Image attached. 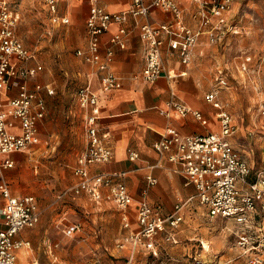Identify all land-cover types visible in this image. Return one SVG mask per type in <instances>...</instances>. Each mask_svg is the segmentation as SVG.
<instances>
[{"label": "built area", "instance_id": "2783aa9c", "mask_svg": "<svg viewBox=\"0 0 264 264\" xmlns=\"http://www.w3.org/2000/svg\"><path fill=\"white\" fill-rule=\"evenodd\" d=\"M43 1L53 23H67L68 18L57 12L58 0ZM86 1V44L74 51L90 67L84 82L75 92L85 145L72 166L76 181L64 194L72 199L85 195L94 202H100L103 199L101 189H106L104 199L111 201L120 212L122 231L115 240V247L124 252L125 264H134L139 254H155L160 244L158 234L161 233L165 241L173 240L174 230L183 219L181 208L191 202L193 197L207 209L210 216L218 215L237 224L236 245L245 254L247 264H264V235L256 226L257 203L264 211V168L256 170L252 180L247 179L250 166L231 141L235 123L218 97L219 90L228 83L223 69L217 68L214 82L204 94V100L215 110L218 131L182 134L169 126L151 144L157 153H166L167 158L177 164V170L184 176L185 183L194 185V195L176 203L167 214H162L157 206L140 200L134 216L137 228L131 229L126 208L132 196L119 179L125 172L90 171L91 165L108 161L112 153L111 146L104 140L106 133L101 132L99 123V92L108 94L121 87V78L110 64L113 50L108 47L100 51V35L109 24L117 25L109 43L123 48L128 33L125 24L129 18L134 21L146 18L153 7L172 14L168 22L145 21L138 24L142 67L133 77L151 83L161 74L173 76L163 63L161 48L164 44L171 55L176 56L181 64L187 65L202 35L213 42L234 29L229 12L232 0H191L194 4L189 12L192 26L184 22L185 9L175 0H129V6L120 11H107L99 0ZM17 18L18 14L8 1L0 0V155L22 152L39 142L38 124L46 113L45 101L40 93L43 90L50 93L52 90L49 85L38 82L32 87L26 84L25 80L35 77L41 65L36 61L35 52L24 46L16 35ZM31 60L33 63L29 64ZM12 78L23 81L18 84L14 96L4 99ZM93 80L98 83V91L93 87ZM167 105L172 114L183 116L189 113L201 124H206L200 110L175 96ZM159 112L165 113L164 110ZM261 145L264 152V139ZM129 157L135 158L137 153L129 151ZM11 165V160L0 159V171ZM146 181L150 185L156 182L151 175L146 176ZM0 201L3 224L0 229V264H15L17 249L27 244V241L15 239L14 236L19 230L33 227L38 222L40 209L35 196L11 194L4 180L0 181ZM65 227L66 233H70L77 229V224L68 223ZM195 262L200 263L199 260Z\"/></svg>", "mask_w": 264, "mask_h": 264}, {"label": "rangeland", "instance_id": "374dc122", "mask_svg": "<svg viewBox=\"0 0 264 264\" xmlns=\"http://www.w3.org/2000/svg\"><path fill=\"white\" fill-rule=\"evenodd\" d=\"M7 1L18 14L16 35L35 52L41 65L29 81L52 88V93H44L47 113L40 142L15 153L13 166L0 172L14 193L34 195L40 209L39 221L24 235L29 248L21 250L25 253L23 257L18 254L15 264H125L122 250L115 247L121 233L118 208L64 194L72 185L71 166L84 147L78 123H70L66 112L74 106L87 67L74 54L86 41L85 15L78 10L74 16L69 14L65 0H58L57 12L69 22L57 24L50 20L43 0ZM229 12L236 18V33L228 34L220 44L198 41L194 48L200 49L193 54L196 64H188L178 79L193 77L203 95L214 82L217 66L224 68L228 83L218 97L232 115L235 146L250 166L247 179L252 180L257 168L264 167V0H232ZM257 208L256 226L264 235V211L259 203ZM181 212L183 220L173 240L165 241L158 234L162 248L147 263L247 264L246 256H238L242 250L236 245L232 220L209 216L198 202ZM68 223H76L77 229L66 233ZM47 240L57 243L51 252L45 246ZM134 264H140V259Z\"/></svg>", "mask_w": 264, "mask_h": 264}, {"label": "crops", "instance_id": "0c3cea01", "mask_svg": "<svg viewBox=\"0 0 264 264\" xmlns=\"http://www.w3.org/2000/svg\"><path fill=\"white\" fill-rule=\"evenodd\" d=\"M144 1L150 2V0ZM175 1L185 9L184 22L187 25L192 26L193 21L189 16V12L192 10L194 4L191 2V0ZM65 2L67 3V12L69 14L74 16L75 12L78 10L81 12V15H85V23V18L88 13V2L86 0H65ZM99 2L107 11L125 10L130 3L129 0H99ZM230 16L233 19L235 28L236 18L233 14H230ZM171 19L172 14L169 11L154 7L150 9V12L146 18H138L136 21H134L132 18H129L125 24L128 33L125 39V46L123 48H119L118 46L111 45L109 43L110 36L113 32H115L117 28V25L115 23H110L108 28L100 35V51L103 52L108 47H111V49L113 50V56L110 64L111 68L121 78V87L108 94L99 92V123L101 126V132L106 133L104 140L109 146H111L112 153L108 161L91 165L90 171L92 173H111L119 171L125 172V174L122 177H119V179L124 182L128 192L132 196V201L126 208L130 220L131 229L137 228L134 216L140 200H144L152 206H157L162 214H167L172 210L173 206L176 203L185 201L188 197L194 195L196 191L192 183H185L184 176L177 170V164L170 161L167 158L166 153L159 154L152 148V142L158 139L169 126L175 127L182 134H203L208 131H218L219 129L218 118L216 117L214 108H212V106L204 100V94L207 90L202 95L201 89L194 86L193 77L178 79V75H184L186 73L188 64H196L195 62L193 63V57L192 61L187 65L181 64L176 56L169 53L167 46L164 44L161 48L163 63L167 72L172 74L173 76L168 77L165 74H161L151 83L144 82L139 78L133 77L140 71L142 67V42L138 34V24L145 21L152 23L168 22ZM68 22L69 18L67 23ZM233 33H236L235 29L227 31L224 35L218 37L215 41H213V43L220 44L228 34ZM201 40L207 39L204 35H202L199 41ZM85 44L86 41L84 45ZM199 49V46H196V49L194 48V56L197 50L199 51ZM75 56L79 60H81L77 55ZM32 63L33 60L29 62V64ZM84 64L87 66L86 69L82 72L83 78L85 80L86 73L90 70V67L86 63ZM217 68L224 69L219 66H217ZM30 79L25 80L28 87H32L34 83H37V81L30 82ZM22 81L23 80L19 78H12L3 98L5 99L14 96L18 90V84ZM93 87L98 91V83L96 80H93ZM44 93L47 92L43 90L40 94L43 96L45 101ZM50 93H52V90ZM174 96L190 107L200 110L203 117L206 119V124H201L189 113L183 116L172 114V111L168 107L167 102ZM160 110H164L165 113H160ZM46 113L38 124L39 142L40 127L42 125L43 119L46 116ZM66 117L70 123H78L80 137L83 141V145H85L80 121L81 114L76 105V98L74 106L67 110ZM235 136L236 132H234L231 136V141L234 146ZM38 143L33 144L30 149L36 146ZM129 151H135L137 153V157L130 158ZM15 153L17 152L2 154L0 155V159L11 160L12 165L10 167H12L16 162V159L13 158V155ZM73 165L74 163L72 164V166ZM72 166L71 176L73 184L76 181V177L72 173ZM10 167L2 168V170L8 169ZM261 168L264 167H258L257 170ZM147 175H151L152 177H154L156 182L151 185L148 184L146 181ZM1 180L5 181L3 177L0 178V181ZM9 190L13 195H24L14 193L10 189V187ZM101 192L103 199L100 202H94L85 195H80L78 197L87 199L95 205H100L105 202L112 203L111 201L104 199L106 189L102 188ZM196 203L197 201L193 197V200L187 204H184L182 209H188L192 206L193 208H195ZM233 223L234 229L232 233L235 236L238 226L235 222ZM2 226V217L0 215V229L2 228ZM27 229L29 228L19 230L14 236L15 239L27 241V244L17 249L15 261L22 249L29 248V240L26 238V236H24ZM199 243L202 244V241L199 240ZM54 245H57V243H50L49 240L45 242V246L48 252H51L52 246ZM160 247L162 248L161 244H159V247L157 248L155 254H139L138 259H140V264H149L147 263V259L151 256H155ZM122 255H124V252H122ZM238 256H241L243 258L245 257V254H242V252H240L239 250Z\"/></svg>", "mask_w": 264, "mask_h": 264}, {"label": "bare ground", "instance_id": "6f19581e", "mask_svg": "<svg viewBox=\"0 0 264 264\" xmlns=\"http://www.w3.org/2000/svg\"><path fill=\"white\" fill-rule=\"evenodd\" d=\"M24 253H25V252H21L19 256H20V257H23V254H24Z\"/></svg>", "mask_w": 264, "mask_h": 264}]
</instances>
